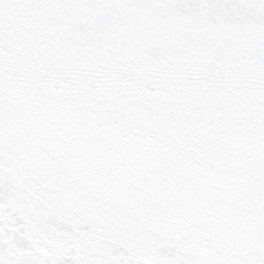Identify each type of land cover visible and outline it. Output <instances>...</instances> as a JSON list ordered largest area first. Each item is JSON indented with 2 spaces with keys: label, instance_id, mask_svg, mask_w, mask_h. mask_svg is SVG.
I'll list each match as a JSON object with an SVG mask.
<instances>
[{
  "label": "snow or ice",
  "instance_id": "1",
  "mask_svg": "<svg viewBox=\"0 0 264 264\" xmlns=\"http://www.w3.org/2000/svg\"><path fill=\"white\" fill-rule=\"evenodd\" d=\"M0 264H264V0H0Z\"/></svg>",
  "mask_w": 264,
  "mask_h": 264
}]
</instances>
